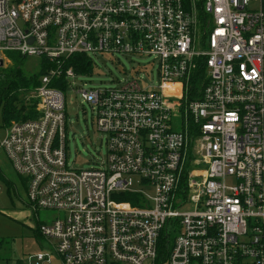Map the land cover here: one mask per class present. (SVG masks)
Wrapping results in <instances>:
<instances>
[{"label":"built area","instance_id":"1","mask_svg":"<svg viewBox=\"0 0 264 264\" xmlns=\"http://www.w3.org/2000/svg\"><path fill=\"white\" fill-rule=\"evenodd\" d=\"M10 53L48 68L0 150L32 212L60 214L27 264H264V0H0ZM97 56L151 58L158 85L78 89L107 154L77 170L65 65Z\"/></svg>","mask_w":264,"mask_h":264},{"label":"rangeland","instance_id":"2","mask_svg":"<svg viewBox=\"0 0 264 264\" xmlns=\"http://www.w3.org/2000/svg\"><path fill=\"white\" fill-rule=\"evenodd\" d=\"M94 66L89 73H80L75 79L65 84L67 106V144L69 163L77 170H86L97 166L107 154V135L99 132L96 126V112L90 105L84 103L77 94L78 89L115 88L126 80L136 78L142 87L156 88L157 65L151 58L137 57H92ZM5 65L0 67V81L5 79V72L11 65L9 56L4 58ZM2 68H4L2 70ZM44 69L39 58L24 60L23 71L27 76H35ZM60 88L61 85H58ZM36 91V90H35ZM35 91H22L14 107H36ZM22 121H13L10 126ZM9 126V127H10ZM6 129L3 123V106L0 107V143L4 140ZM0 185L3 193L0 195V264L9 260L25 259L36 256L41 252L47 253V239L38 234V227L57 218V212L40 211L34 214L28 206L25 183L12 169L6 155L0 150ZM7 182L11 184L8 185ZM134 189L149 196L154 190L136 184ZM192 206H185L182 211L192 210ZM45 247V248H44ZM50 264H62L53 258Z\"/></svg>","mask_w":264,"mask_h":264},{"label":"trees","instance_id":"3","mask_svg":"<svg viewBox=\"0 0 264 264\" xmlns=\"http://www.w3.org/2000/svg\"><path fill=\"white\" fill-rule=\"evenodd\" d=\"M9 60H11V65L3 70L5 72V79L0 81V107L3 106V123L5 128H8L13 121H29L35 120L37 114L35 112V107L26 108V112L19 107H14L15 102L18 100L19 94L22 91L36 90L40 86V79L46 73L47 66L35 76H27L23 71L24 60L27 59L15 53L8 54ZM3 67V66H2ZM73 68L76 73H89L92 70V65L85 57H73L65 65V69ZM202 79V75L199 76ZM202 91L200 88L197 89V97L189 98V100H196L201 98ZM1 179L4 176L0 175ZM5 180V179H4ZM8 185L11 184L7 182ZM121 200L129 202L131 201L129 197H124ZM133 202V201H132Z\"/></svg>","mask_w":264,"mask_h":264},{"label":"crops","instance_id":"4","mask_svg":"<svg viewBox=\"0 0 264 264\" xmlns=\"http://www.w3.org/2000/svg\"><path fill=\"white\" fill-rule=\"evenodd\" d=\"M42 67H44V65H42ZM41 80V79H40ZM6 129V128H5ZM23 181V180H22ZM24 188H25V185H24ZM45 248V247H44ZM30 257V256H29ZM27 260H28V257L25 258V259H15L14 261H17L21 264H27Z\"/></svg>","mask_w":264,"mask_h":264}]
</instances>
